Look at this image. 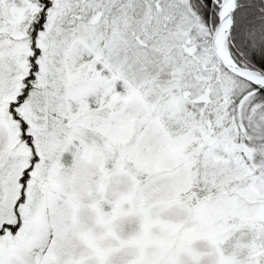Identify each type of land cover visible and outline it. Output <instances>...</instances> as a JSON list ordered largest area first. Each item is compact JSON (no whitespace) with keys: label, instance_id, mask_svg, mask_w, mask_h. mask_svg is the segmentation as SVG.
<instances>
[{"label":"snow or ice","instance_id":"snow-or-ice-1","mask_svg":"<svg viewBox=\"0 0 264 264\" xmlns=\"http://www.w3.org/2000/svg\"><path fill=\"white\" fill-rule=\"evenodd\" d=\"M0 264H264V0H0Z\"/></svg>","mask_w":264,"mask_h":264}]
</instances>
